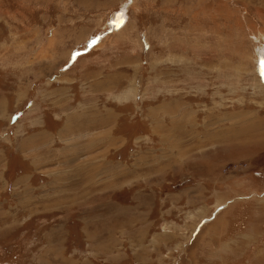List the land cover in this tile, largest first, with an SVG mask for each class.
Listing matches in <instances>:
<instances>
[{"label":"rangeland","instance_id":"374dc122","mask_svg":"<svg viewBox=\"0 0 264 264\" xmlns=\"http://www.w3.org/2000/svg\"><path fill=\"white\" fill-rule=\"evenodd\" d=\"M0 264H264V0H0Z\"/></svg>","mask_w":264,"mask_h":264},{"label":"crops","instance_id":"0c3cea01","mask_svg":"<svg viewBox=\"0 0 264 264\" xmlns=\"http://www.w3.org/2000/svg\"><path fill=\"white\" fill-rule=\"evenodd\" d=\"M45 128H46V127H45ZM40 131H41V132H40L41 135H44V134L48 133L47 129H46V130H42V129H40ZM42 131H44V133H43ZM44 136H46V135H44ZM46 137H47V136H46ZM48 142H49V141H47V140H46V141H42V147L44 148V143H45V144H46V147H48V145H49L50 148H51L50 142H49V143H48ZM23 144H24V147H25L26 144H27V140H24ZM34 145H35V144H34ZM24 147H23V148H24ZM23 148H22V149H23ZM43 148H42V149H43ZM49 151L52 152V150H49ZM54 152H55V151H54ZM52 153H53V152H52ZM36 155H37V154H36ZM27 157H28V156H27ZM35 164H37V163H35ZM40 164H41V163H40Z\"/></svg>","mask_w":264,"mask_h":264},{"label":"bare ground","instance_id":"6f19581e","mask_svg":"<svg viewBox=\"0 0 264 264\" xmlns=\"http://www.w3.org/2000/svg\"><path fill=\"white\" fill-rule=\"evenodd\" d=\"M117 16H121V15H117Z\"/></svg>","mask_w":264,"mask_h":264},{"label":"water","instance_id":"95a60500","mask_svg":"<svg viewBox=\"0 0 264 264\" xmlns=\"http://www.w3.org/2000/svg\"><path fill=\"white\" fill-rule=\"evenodd\" d=\"M118 15H120V13H118Z\"/></svg>","mask_w":264,"mask_h":264}]
</instances>
